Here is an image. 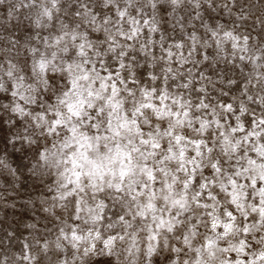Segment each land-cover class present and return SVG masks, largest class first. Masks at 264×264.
<instances>
[{
    "label": "clouds",
    "instance_id": "clouds-1",
    "mask_svg": "<svg viewBox=\"0 0 264 264\" xmlns=\"http://www.w3.org/2000/svg\"><path fill=\"white\" fill-rule=\"evenodd\" d=\"M0 264H264V0H0Z\"/></svg>",
    "mask_w": 264,
    "mask_h": 264
}]
</instances>
